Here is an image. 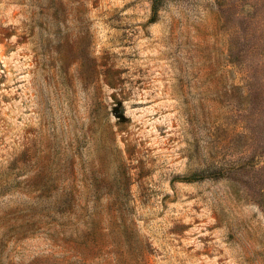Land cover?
<instances>
[{"label": "rangeland", "instance_id": "374dc122", "mask_svg": "<svg viewBox=\"0 0 264 264\" xmlns=\"http://www.w3.org/2000/svg\"><path fill=\"white\" fill-rule=\"evenodd\" d=\"M0 264H264V0H0Z\"/></svg>", "mask_w": 264, "mask_h": 264}, {"label": "trees", "instance_id": "16d2710c", "mask_svg": "<svg viewBox=\"0 0 264 264\" xmlns=\"http://www.w3.org/2000/svg\"><path fill=\"white\" fill-rule=\"evenodd\" d=\"M161 3H162V0H151V10L153 13L157 11Z\"/></svg>", "mask_w": 264, "mask_h": 264}]
</instances>
